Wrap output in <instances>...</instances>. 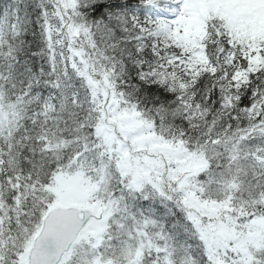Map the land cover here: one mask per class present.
<instances>
[{
	"label": "snow or ice",
	"instance_id": "6c2138e0",
	"mask_svg": "<svg viewBox=\"0 0 264 264\" xmlns=\"http://www.w3.org/2000/svg\"><path fill=\"white\" fill-rule=\"evenodd\" d=\"M0 264H264V0H0Z\"/></svg>",
	"mask_w": 264,
	"mask_h": 264
}]
</instances>
